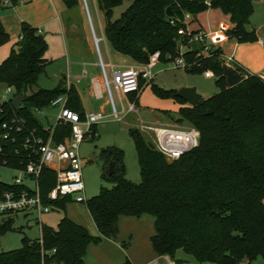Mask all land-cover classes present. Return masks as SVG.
Returning <instances> with one entry per match:
<instances>
[{
	"label": "trees",
	"instance_id": "1",
	"mask_svg": "<svg viewBox=\"0 0 264 264\" xmlns=\"http://www.w3.org/2000/svg\"><path fill=\"white\" fill-rule=\"evenodd\" d=\"M11 1L13 6L18 3ZM96 1L104 14V34L111 47L140 64L147 63L156 52H160L164 63L176 58L179 44H186L189 39L185 16L196 19L210 9L229 17L231 28L227 34L231 39L239 44L259 40L249 25L255 2L260 0H135L116 21H112L113 11L124 0ZM64 2L69 9L79 5V0ZM169 7L174 18L166 15ZM9 41L10 35L0 20V47ZM200 49L194 45L186 53L188 63L196 62L193 69L187 70L203 74L213 71L220 93L203 98L196 107L181 109V118L175 119L179 124L187 121L200 132L199 146L179 160L168 162L138 130L130 129L141 182L135 184L127 178L121 149L103 148L98 156L104 163L102 178L112 187L102 186L86 205L102 237L117 239L123 216L152 215L156 232L151 244L160 257L174 260L178 250H184L200 263L252 264L258 257L264 260V80L236 66L247 78L228 88L219 58L222 50L208 58L198 56ZM47 50L48 44L38 30L23 23L20 40L0 65V83L13 87L15 98L22 97L18 110L13 101L5 110L9 116L26 121L24 135L35 130L48 136L35 111L50 109L59 96L68 97L67 108L82 118L86 114L79 92L73 86L67 87L66 78L54 89L29 94L49 65L45 59ZM155 89L162 97L186 103L177 97L176 91ZM95 127L92 137L96 136ZM70 136L71 126L59 121L53 131L54 142H65ZM16 146L10 143L5 147L0 164L8 160L10 165L17 166ZM111 162L115 168L113 175L109 173ZM39 184L43 203L63 210L65 215L56 229L42 224L40 239L24 238L20 249L1 252L0 264H85L88 246L99 238L92 237L83 225L66 215L67 204L73 202L71 198L48 200L47 195L56 184L53 170L44 169ZM11 188L0 184L1 191ZM11 226V219L3 220L0 237Z\"/></svg>",
	"mask_w": 264,
	"mask_h": 264
},
{
	"label": "rangeland",
	"instance_id": "2",
	"mask_svg": "<svg viewBox=\"0 0 264 264\" xmlns=\"http://www.w3.org/2000/svg\"><path fill=\"white\" fill-rule=\"evenodd\" d=\"M21 1V0H20ZM95 0H79V5L72 9L73 14L77 17L80 27V35L86 41L92 43L94 49V59L97 58V47L94 44L93 30L94 27L98 37L102 36L101 26L105 25V18L103 12L100 11ZM135 0H124L123 4L113 11L112 21L118 20L122 13H124ZM24 2V1H22ZM59 14L63 17L64 10L67 6L64 0H56ZM15 7L0 6V15H5L6 20L15 23L16 18L19 17L15 11ZM1 20V19H0ZM264 20V13L260 12L257 7L256 14L250 19L249 28H256L257 24ZM2 22V21H1ZM3 24V23H2ZM222 25L231 27L230 20L219 10L210 9L197 17V21H193L191 26L193 29L204 27L209 33L220 32ZM4 26V25H3ZM22 30V23H20ZM264 32L261 33L263 35ZM229 38H231L228 35ZM11 42L10 41L8 43ZM4 44L0 48L8 45ZM15 43V42H14ZM14 43L11 45L9 54L4 58L0 65L10 56ZM103 57L108 62L109 59L115 65L120 64H135L125 56L115 53L108 42L102 41L99 45ZM48 51V50H47ZM109 57H108V54ZM47 53V52H46ZM52 52L49 54L51 56ZM92 58V56L90 55ZM175 58L167 63L162 60L154 70L155 79L151 85L147 86L141 93L138 109L139 113H134L128 116L123 122L115 119L102 122L96 125V136H88L80 149V157L82 159V174L86 186L87 200L92 199L100 193L101 187H112V184L106 183L103 178L104 163L98 158L101 149L115 146L121 149L125 154V165L127 169V178L135 184L141 182V170L138 161V154L132 139L130 129H136L140 132L142 137L149 144L154 145V137L148 131L141 130L142 122L152 125H173L176 124L175 119L181 118V109L188 105L181 100L173 97L165 98L158 94L157 90L176 91L181 88H196L197 92L202 95L204 99H208L220 93V88L217 85L216 79H207L203 73L189 72L187 69H193L196 62L188 63L191 68H178L174 64ZM187 62V60H186ZM82 66L79 67V72H82ZM86 69V68H85ZM251 73L249 70H247ZM66 71L64 70V61L61 59L50 63L46 72L43 73L38 80L37 85L29 92H36L38 90H51L57 87L61 80L64 79ZM91 76H89L88 83L91 84ZM114 96L119 103L116 91ZM11 99L13 94L8 93L7 86L0 83V98ZM107 98L101 100L98 105L105 104ZM125 106L127 101L124 100ZM88 106V104H87ZM111 107L108 105L104 113H110ZM59 108H50L43 110L39 115V121L45 126H48L46 116L49 118L50 124L55 126L58 120ZM179 124V123H178ZM183 125H190L187 121ZM19 173L5 167H0V178L5 184H12L15 177ZM66 213L73 221L83 225L90 235L94 238H99L97 242H92L87 249L84 261L86 264H118L119 261L127 262L128 253L137 254L144 251L146 248H151V237L155 234V219L152 215H143L140 218L123 216L119 222V235L117 239H108L102 237L96 224L94 223L86 203L70 202L66 206ZM65 212L61 209H54L48 215H43L42 221L45 226L57 228V225L64 217ZM38 216L35 213L3 217L0 216V223L3 220H12V226L0 237V253L20 249L23 246V239L37 240L41 237V226L37 222ZM175 262H186L189 264H208L200 263L193 255L187 254L184 250H178L175 256ZM164 260L160 263L163 264ZM130 262V261H129ZM252 264H264V260L258 257Z\"/></svg>",
	"mask_w": 264,
	"mask_h": 264
},
{
	"label": "built area",
	"instance_id": "3",
	"mask_svg": "<svg viewBox=\"0 0 264 264\" xmlns=\"http://www.w3.org/2000/svg\"><path fill=\"white\" fill-rule=\"evenodd\" d=\"M0 6H13L11 0H0ZM191 16H185V23L188 24L187 32L189 39L187 43H180L177 49V57L174 64L178 68H191L186 62V53L194 45L201 47L198 56L213 57L217 50H221L212 39V33L204 30L193 32L189 21ZM173 23V22H172ZM222 28L220 33L225 38H229L227 31ZM221 40V39H220ZM222 63H228L233 66L241 67L233 55L222 53L219 55ZM171 59V56H169ZM161 62L160 52L152 54L149 61L144 64L134 65H115L112 62H101V80L92 79V85L95 91V97L98 100L108 99V105L111 107L110 113L90 112L86 113L84 118L78 112L67 108L68 97L59 96L52 101L50 108H59L58 120L71 126V136L62 143H55L53 140L54 127H44L48 136L37 134L36 131H30L23 134L26 129V121L14 116H9L5 106L11 101L14 102L15 89L7 86L8 93L13 94L11 99L0 98V138L4 145H0V157L5 156V147L17 144L14 148V155L19 159L16 165H10L8 160H4L0 167L16 171L19 176L15 177L9 191L0 190V216L9 217L21 213H35L37 222L41 226L43 215H47L56 209L53 205L43 203L39 179L44 169L53 170L56 174V184L48 193V200L57 202L66 198H71L76 203H86V186L82 174V159L80 149L87 136L92 135V128L102 122L115 119L123 122L128 116L139 113L138 101L142 91L155 79L154 70ZM86 71L83 77H86ZM207 79H216L213 71L204 72ZM141 81L143 85L141 86ZM72 85L67 82V87ZM114 91L123 99L117 102ZM124 100L127 101L125 106ZM189 106V105H188ZM43 110H36L37 117ZM141 130L150 132L154 137V148L162 154L168 162L179 160L185 154L197 148L200 144V132L191 125L173 124V125H152L145 122L141 123ZM23 154L25 156H23ZM26 159V161H25ZM0 184H5L0 178ZM168 264H176L169 256L166 258ZM151 264H161L159 260H154ZM244 264H248L245 262Z\"/></svg>",
	"mask_w": 264,
	"mask_h": 264
},
{
	"label": "crops",
	"instance_id": "4",
	"mask_svg": "<svg viewBox=\"0 0 264 264\" xmlns=\"http://www.w3.org/2000/svg\"><path fill=\"white\" fill-rule=\"evenodd\" d=\"M17 2V5L13 6L16 8L15 11L19 16L16 18L15 23L13 21L6 20V18L4 17L5 15H0V19L11 38V42L8 43L7 46L0 48V62L9 54L11 45L15 42V46L16 43L20 40V23H27L37 29L39 34H41L45 38L48 44V51L45 54V59L49 62V64L59 59L64 61V70L66 71V75H62V77L64 76V78H66V82H69L79 92L85 112H104L108 107V101L105 104H97L101 100H98L95 97L92 79L101 80V62H104L106 64L111 62L110 59L108 62L105 60L99 48V45L102 41L108 42L104 34L105 25L101 26V37H98L94 27L92 26L94 44L97 47L96 55L98 58L94 59L93 55L95 53L92 43L89 42V40L85 41L81 37L77 17L73 14L72 9L66 8V10H64L63 12L64 16L62 17L58 12L56 0H17ZM94 2L97 3L96 0ZM257 7L260 9V12L264 13V0L255 2V12L253 16L257 12ZM197 17L196 19L191 17L189 21L191 30H204L208 32L202 26H200L199 28L197 27L196 29L192 28L191 23L194 20L197 21ZM222 28L230 29L231 27L229 28V26L227 25H222ZM254 29L259 39L255 43L239 44L235 39L225 38L224 35H222L220 32H213L212 39L217 41L216 45L221 48L224 54L233 55L236 62L244 70H249L251 72L250 74L256 75L264 80V34L261 35V33L264 32V20L259 22L257 24V27ZM51 52L53 54H51L50 56L49 54ZM115 53L117 52L115 51ZM90 55L92 56V58L90 57ZM125 65L134 64L130 63ZM80 66L83 67L82 72H79ZM84 71H86L87 73L86 77H83ZM89 76H91V84L88 83ZM116 95L118 97V100L123 99V97H120L117 93ZM46 120L48 122V126H45L43 123L42 125L45 128L51 127L52 125L50 124L49 118L47 116ZM41 222L42 224H44L42 219ZM167 257L168 256H158L153 251L152 246L151 248H146L144 249V251L138 252L134 255L133 253H128V260L131 264H151L154 260L157 259L159 260V262L161 260H164L163 264H168L166 260ZM124 263L125 262L121 260L118 264Z\"/></svg>",
	"mask_w": 264,
	"mask_h": 264
},
{
	"label": "water",
	"instance_id": "5",
	"mask_svg": "<svg viewBox=\"0 0 264 264\" xmlns=\"http://www.w3.org/2000/svg\"><path fill=\"white\" fill-rule=\"evenodd\" d=\"M166 15L169 18H174L175 14L174 11L172 10L171 7H169L166 10ZM222 70L224 73V76L226 78V83H227V87L228 88H233L237 85H239L240 83H242L247 77L246 75L239 71L235 66L228 64V63H222ZM177 97H179L180 99L184 100L187 105H189L190 107H196L198 106V104L203 100L202 95H200L197 92L196 88H181L178 92H177ZM22 103V97L18 96L15 98L13 104L15 106V108L18 110L19 106ZM0 145H4L3 141L0 138ZM115 172V168H114V163L111 162L110 166H109V173L110 175H113Z\"/></svg>",
	"mask_w": 264,
	"mask_h": 264
}]
</instances>
